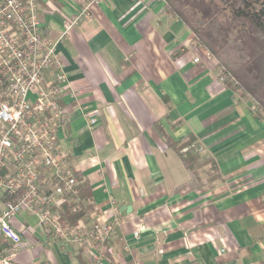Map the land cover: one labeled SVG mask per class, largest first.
<instances>
[{
    "label": "crops",
    "instance_id": "0c3cea01",
    "mask_svg": "<svg viewBox=\"0 0 264 264\" xmlns=\"http://www.w3.org/2000/svg\"><path fill=\"white\" fill-rule=\"evenodd\" d=\"M81 1L39 0L44 33L58 37ZM203 50L165 0H97L58 44V144L82 205L119 212L123 264H264V114ZM188 137L203 148L196 171L167 143ZM11 224L22 237L13 264H89L29 212Z\"/></svg>",
    "mask_w": 264,
    "mask_h": 264
},
{
    "label": "built area",
    "instance_id": "2783aa9c",
    "mask_svg": "<svg viewBox=\"0 0 264 264\" xmlns=\"http://www.w3.org/2000/svg\"><path fill=\"white\" fill-rule=\"evenodd\" d=\"M96 1L82 0L75 14L64 17L60 35L51 38L40 25L39 0H0V264H13L21 249V234L11 224L21 211L35 216L45 234L80 249L89 264H123L113 259L112 242L122 221L116 208L106 218L86 199L76 223L62 214L64 202H79L81 195L79 178L66 164L57 139L64 114L60 105L64 76L57 47ZM203 51L207 58H215ZM50 71L55 72L51 80L46 76ZM217 78L229 81L251 102L254 112L260 111L255 99L237 89L236 79L219 63ZM95 123L88 117L90 129ZM187 151L201 154L203 148L193 142L181 149ZM139 231L133 232L135 239Z\"/></svg>",
    "mask_w": 264,
    "mask_h": 264
},
{
    "label": "trees",
    "instance_id": "16d2710c",
    "mask_svg": "<svg viewBox=\"0 0 264 264\" xmlns=\"http://www.w3.org/2000/svg\"><path fill=\"white\" fill-rule=\"evenodd\" d=\"M170 10L194 34L204 49L210 50L217 63L237 80V89L255 99L264 114V0H165ZM250 36H252L250 38ZM63 123V117L61 118ZM193 137L177 144L167 138L189 170L196 171L199 154L181 149L190 146ZM207 173L214 176L210 163ZM82 184V182H80ZM76 207L75 211H71ZM81 201L68 199L62 214L72 223L83 216Z\"/></svg>",
    "mask_w": 264,
    "mask_h": 264
},
{
    "label": "rangeland",
    "instance_id": "374dc122",
    "mask_svg": "<svg viewBox=\"0 0 264 264\" xmlns=\"http://www.w3.org/2000/svg\"><path fill=\"white\" fill-rule=\"evenodd\" d=\"M252 36H250V38H251ZM253 38V37H252ZM262 46H264L263 44H262ZM210 53H212L210 50H208ZM213 54V53H212ZM220 64V63H219ZM222 65V64H221ZM17 216V215H16ZM15 219H16V217H15ZM33 219H35L34 217H33Z\"/></svg>",
    "mask_w": 264,
    "mask_h": 264
}]
</instances>
